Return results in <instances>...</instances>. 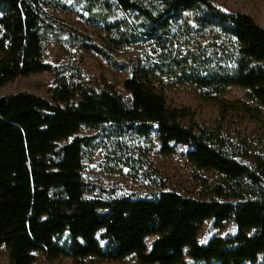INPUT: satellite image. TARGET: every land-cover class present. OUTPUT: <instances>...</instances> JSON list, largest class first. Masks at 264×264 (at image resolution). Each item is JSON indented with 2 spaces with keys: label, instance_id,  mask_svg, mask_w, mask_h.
<instances>
[{
  "label": "trees",
  "instance_id": "16d2710c",
  "mask_svg": "<svg viewBox=\"0 0 264 264\" xmlns=\"http://www.w3.org/2000/svg\"><path fill=\"white\" fill-rule=\"evenodd\" d=\"M104 4L72 0L71 6L84 7L93 17L103 14ZM115 4L138 18L130 30L112 31L118 46L141 37L167 41L177 23L191 35L222 33L235 41L238 49L230 62L195 78L206 87L246 89L255 108L223 100L218 106L224 112L249 114L264 131V27L250 16L223 10L214 0ZM54 30L78 41L70 33L74 30L53 25L41 0H0V89L19 77L44 72L54 79L51 101L29 92L0 96V247L7 252L8 264H34L39 254L47 261L68 258L74 264L127 258L138 264H259L264 254V187L255 199L238 204L201 201L173 191L152 198L88 197L82 171L90 140L76 135L103 125L153 129L162 154L185 146L190 148L185 157L197 170L256 184L257 179L207 134L182 125L193 118L192 111L169 106L163 94L134 75L123 82L131 105L108 89L79 92L70 86L64 68L44 61ZM84 46L104 52L94 44ZM232 219L234 236L199 243L205 221L220 226Z\"/></svg>",
  "mask_w": 264,
  "mask_h": 264
},
{
  "label": "rangeland",
  "instance_id": "374dc122",
  "mask_svg": "<svg viewBox=\"0 0 264 264\" xmlns=\"http://www.w3.org/2000/svg\"><path fill=\"white\" fill-rule=\"evenodd\" d=\"M101 1L105 3L103 14L92 17L84 7H72V0H41V6L54 26H67L74 30L70 33L78 37L73 43L71 34L66 36L54 30L52 40L46 46L44 61L64 68L68 84L79 92L108 89L129 105L130 94L125 91L123 82L132 75L136 76L144 85L163 94L169 106L192 111L193 118L183 120L182 125L196 133L207 134L228 157L246 166L257 179V184L246 178L230 179L214 171L197 170L186 159L190 148L185 146H176L170 155L162 154L153 129L103 125L98 129L82 130L76 135L90 140V146L84 151L82 171L89 188L88 197L152 198L161 192L173 191L186 198L231 204L255 199L264 187V131L251 121L247 113L220 110L218 101L255 106L247 99L246 89L206 87L195 78L204 75L206 70L225 66L236 56L238 44L222 33L191 35L177 23L167 41L141 37L118 46L112 40V31L117 28L128 31L138 18L133 12L119 9L115 0ZM214 2L225 11L250 16L258 26L264 27V0ZM96 17H102L103 21ZM90 44L104 52L84 46ZM53 82L50 72L19 77L1 88L0 96L29 92L51 101ZM74 137L60 142L59 147ZM236 233L233 219L220 226L208 220L201 228L198 241L206 244L213 237H231ZM0 264H8L7 252L2 247ZM34 264L74 262L68 258L47 261L39 254ZM100 264L138 263L127 258L119 263ZM259 264H264V254Z\"/></svg>",
  "mask_w": 264,
  "mask_h": 264
}]
</instances>
